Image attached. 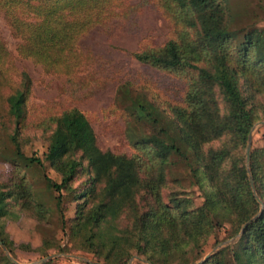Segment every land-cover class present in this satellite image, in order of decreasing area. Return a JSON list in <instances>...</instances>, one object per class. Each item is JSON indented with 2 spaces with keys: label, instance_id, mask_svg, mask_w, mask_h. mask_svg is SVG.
<instances>
[{
  "label": "trees",
  "instance_id": "16d2710c",
  "mask_svg": "<svg viewBox=\"0 0 264 264\" xmlns=\"http://www.w3.org/2000/svg\"><path fill=\"white\" fill-rule=\"evenodd\" d=\"M151 1L170 36L159 45L141 40L130 54L185 86L177 100L149 89L133 95L128 82L118 87L130 153L103 150L88 116L75 106L30 120L33 80L14 66L0 36V155L11 167L0 181V211L31 217L42 231L55 221L69 248L102 264L185 254L205 246L218 229L238 239L198 264H264V133L247 159L249 133L264 119V57L256 56L252 31L236 44L228 0ZM142 6L129 0H0V13L19 39L21 57L93 95L103 81L89 70L95 57L81 48V39L114 19L129 21ZM30 127L41 132L43 158L25 152ZM68 202L76 203L69 218ZM0 264L18 263L0 246Z\"/></svg>",
  "mask_w": 264,
  "mask_h": 264
},
{
  "label": "rangeland",
  "instance_id": "374dc122",
  "mask_svg": "<svg viewBox=\"0 0 264 264\" xmlns=\"http://www.w3.org/2000/svg\"><path fill=\"white\" fill-rule=\"evenodd\" d=\"M129 2L143 3L135 17L127 22L114 19L106 26H97L80 41L81 48L84 51L90 50L95 57L89 70L95 71L103 81V88L100 90L94 88L93 95H87L85 89H73L65 76L46 73L40 64L21 57L17 52L19 39L13 35L6 19L0 13V36L13 56L14 66L19 71L26 70L33 80L30 120L75 106L88 116L97 142L103 150L130 153L125 125L127 113L124 103L116 99L118 87L128 82L132 85L133 95L149 89L152 94L165 100H177L181 97L185 86L182 80L143 64L130 54L137 49L141 40L145 39L156 45L167 40L170 36V27L165 16L151 0ZM228 4L233 16L230 30L235 35L236 44L243 41L245 32L252 31L257 43L256 56L264 57V0H228ZM11 72L13 79L19 81L15 70L12 69ZM1 111L2 109L0 118ZM3 122L7 124L6 120ZM258 122L251 130L253 145L263 143L261 137L264 133V124ZM139 127L146 128L142 125ZM26 134L30 138L29 144L25 146L26 154L35 153L43 158L45 145L41 132L30 127ZM2 158L0 155V181L11 169L10 164ZM47 171L52 178L58 179V174L54 170ZM28 176L37 179L38 188L44 186L37 173L29 170ZM201 201L202 198L197 193L195 203L200 204ZM75 205V202L67 203L66 217L74 215ZM36 224V220L22 213L7 209L0 211L2 241L9 257L18 264H39L48 259L52 260V264H102L91 253L69 248L67 236L59 227L57 228L55 221L48 224L45 231L38 229ZM238 236L229 238L224 229H218L202 248L193 245L185 254L172 256L152 254L148 259L143 258L144 260L132 256L128 263L194 264L218 248L234 244ZM49 237L53 239H47ZM61 248H64V251Z\"/></svg>",
  "mask_w": 264,
  "mask_h": 264
},
{
  "label": "water",
  "instance_id": "95a60500",
  "mask_svg": "<svg viewBox=\"0 0 264 264\" xmlns=\"http://www.w3.org/2000/svg\"><path fill=\"white\" fill-rule=\"evenodd\" d=\"M258 123L264 124V120L259 121ZM252 128H253V127H252ZM251 130H252V129H251ZM251 140H252V133H251V131H250V133H249V137H248V145H247V159L249 158V151H250V147H251ZM249 178H250L251 186H252L253 190H255L254 183H253V180H252L251 175H250ZM256 217H257V215H255V216H254L252 219H250L248 222L254 220ZM246 224H247V223H245V225H246ZM245 225H244V226H245ZM0 246L4 249V251L6 252V254L9 255L8 252L6 251V247H5L4 244L2 243V241H0ZM210 254H211V253L207 254L202 260H204L205 258H207ZM134 257H136V258H138V259H141V260H144L143 258L138 257V256H134ZM132 258H133V257H131V259H132ZM202 260H201V261H202ZM201 261H199V262H201ZM128 264H129V263H128ZM194 264H198V263H194Z\"/></svg>",
  "mask_w": 264,
  "mask_h": 264
}]
</instances>
